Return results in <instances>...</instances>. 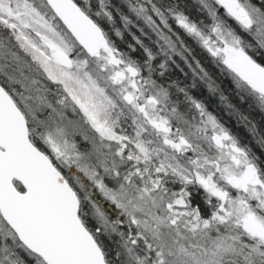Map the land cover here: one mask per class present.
I'll use <instances>...</instances> for the list:
<instances>
[{
	"label": "snow or ice",
	"instance_id": "1",
	"mask_svg": "<svg viewBox=\"0 0 264 264\" xmlns=\"http://www.w3.org/2000/svg\"><path fill=\"white\" fill-rule=\"evenodd\" d=\"M254 112L264 0H0V264H264Z\"/></svg>",
	"mask_w": 264,
	"mask_h": 264
},
{
	"label": "trees",
	"instance_id": "2",
	"mask_svg": "<svg viewBox=\"0 0 264 264\" xmlns=\"http://www.w3.org/2000/svg\"><path fill=\"white\" fill-rule=\"evenodd\" d=\"M210 70L215 71L214 69ZM221 80L223 83V87L227 89L229 87L228 81L223 80V78H221ZM195 94L198 97L200 96L199 92ZM208 106L209 110L221 118V121L225 124V126L232 132L233 135L238 137L242 144H248L255 152H257L258 155L260 154V149L254 142H252L251 137L244 127L237 124L234 119H230L227 115H225L221 108L217 106V103L215 101H208ZM252 115L255 121L260 124L262 130H264V117H262L258 112H254Z\"/></svg>",
	"mask_w": 264,
	"mask_h": 264
}]
</instances>
